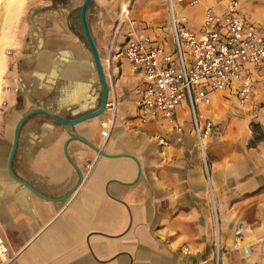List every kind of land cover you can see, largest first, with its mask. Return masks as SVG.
<instances>
[{
  "label": "crops",
  "instance_id": "obj_1",
  "mask_svg": "<svg viewBox=\"0 0 264 264\" xmlns=\"http://www.w3.org/2000/svg\"><path fill=\"white\" fill-rule=\"evenodd\" d=\"M83 1L68 0L57 9L72 12L81 27ZM227 1L184 0L173 11L178 20L184 12L196 19L181 22L199 33L204 9L222 11ZM123 4L128 17L120 29L121 50L131 30L173 49L168 0L91 1L89 30L109 84L107 98L116 104L112 126L103 136L108 110L70 126L40 111L29 115L10 166L30 187L8 172L13 137L0 138V232L13 257L9 264H216L217 248L218 264H264V136L256 139L264 135V83L256 82L243 110L236 106V81L209 91V106L198 104L213 127L204 142L206 174L191 120L184 117L186 101L174 111L183 128L180 142L170 122L139 121L143 74L132 69L119 45L117 55L108 48L113 28L117 32L122 23ZM239 11L264 30V0H239ZM73 36L70 59L44 40L34 65L28 56L15 91L30 97L39 91L40 103L31 109L40 106L70 119L98 107L101 84L91 52L85 38ZM52 62L64 68L50 81ZM59 79L67 83L58 87ZM53 89L55 106L44 98ZM158 136L168 137V146L159 145Z\"/></svg>",
  "mask_w": 264,
  "mask_h": 264
},
{
  "label": "built area",
  "instance_id": "obj_2",
  "mask_svg": "<svg viewBox=\"0 0 264 264\" xmlns=\"http://www.w3.org/2000/svg\"><path fill=\"white\" fill-rule=\"evenodd\" d=\"M168 0L173 49L166 50L151 36L131 30L121 53L132 69L143 74L144 84L139 90L136 109L141 123L160 118L171 123L176 132L173 139L182 141L183 128L175 122V109L186 101L191 112V123L196 144L207 174L208 160L205 139L211 134L212 122L203 116L198 104L210 103L209 91L224 90L236 81L240 104L252 96L257 81L264 83V30L239 11V0H228L222 11L206 7L199 33L186 28L173 11L176 3ZM198 0H189L195 5ZM121 22L127 15V6L121 5ZM115 101H107L105 110L111 117L103 124L101 133L107 136L112 126ZM166 136H158L157 143L168 146ZM241 228L236 229V234ZM235 247L238 242H235ZM247 251V249H245ZM0 232V264H9L12 256ZM218 253L215 256L218 264Z\"/></svg>",
  "mask_w": 264,
  "mask_h": 264
},
{
  "label": "rangeland",
  "instance_id": "obj_3",
  "mask_svg": "<svg viewBox=\"0 0 264 264\" xmlns=\"http://www.w3.org/2000/svg\"><path fill=\"white\" fill-rule=\"evenodd\" d=\"M55 1L56 2L52 3L50 0H21V5H18V9L15 12V19L10 29V35L14 43L12 42L10 46H6L3 50L4 70L0 77V138L13 137V128L19 116L29 111L31 109L30 107L34 104L40 103L38 99L36 100L39 96V91L32 94V97L29 95L27 96L23 89L15 91L16 82H22V69L26 68L25 65L28 56H34V61H31V65H34L36 53L44 49L42 45V41L44 40L50 43L48 46L54 48L56 55L60 54L63 59L68 55L67 59H70L71 51L69 48H74L73 46L75 45L73 35H77L82 39L84 38L78 17L73 15L72 12L57 9L59 5L66 7L70 2H68V0ZM176 13L178 14V6H176ZM184 13L185 14H178L180 21H182L183 18L188 24L197 21L196 19L190 20L186 14L187 12ZM122 24L123 22L120 24V28L117 32H115V27L112 30V36L108 44L111 55L116 54L114 51L118 45L119 50H121L120 46L123 37L121 36L119 38V36ZM167 28L168 26L166 24V31H168ZM166 34L169 33L167 32ZM24 58L26 61H22ZM69 63L70 62L67 60L65 64L68 65ZM59 66L64 68V66L60 64ZM59 66H56L54 62L51 63L49 71L50 81H53L54 77L60 74ZM39 74L38 72V75ZM43 75L44 74L41 76ZM65 83L67 82L59 79V81L56 82V86L60 87L65 85ZM44 95L45 102L55 106L57 91L53 89V91L46 92ZM100 96L101 93L99 91L97 95L98 106L101 102ZM251 99L252 96L243 104H240L237 100L236 106L240 108V110H243ZM209 105L210 103L208 106ZM203 116H206V114ZM184 117L191 120V113L187 112ZM207 117L210 119L209 116ZM187 119H185L186 122L188 121Z\"/></svg>",
  "mask_w": 264,
  "mask_h": 264
},
{
  "label": "water",
  "instance_id": "obj_4",
  "mask_svg": "<svg viewBox=\"0 0 264 264\" xmlns=\"http://www.w3.org/2000/svg\"><path fill=\"white\" fill-rule=\"evenodd\" d=\"M91 1L92 0H84L83 1V4L81 5L80 11H79V16H80L82 33L84 34V38H85V42L87 44V47L91 52L93 65L95 66V69H96L98 81H100V84H101V96H100L101 102H100V105L94 110L87 111L86 113L80 114L79 116L73 117L70 119L63 118L62 116L57 115L55 113L53 114L49 110H47L43 107H40V106H37V107L21 114L20 118L17 120V122L15 123V126L13 128V132H12L13 133V140H12V143L9 147V153H8V157H7V161H6V166H7L9 174L18 182L23 183L24 181H22L21 179H19L17 176L14 175L12 168L10 166V162H11V158L15 152V148H16V145L18 142V137L20 135L19 130H20L21 124L27 117H29V115H31L37 111H40V112L44 113L46 116H48L49 118H51L52 120H56V121L60 122L61 124L66 125V126H70V125H73L77 122L87 120V118L102 115L105 108H106L107 101H108L107 96H108L109 84H108V81L106 80V75L104 72V66L101 63L98 49L95 46L92 34L89 30L87 10H88V7H89ZM77 136H80V135H77ZM24 183L27 184V182H24ZM27 185L29 186V184H27Z\"/></svg>",
  "mask_w": 264,
  "mask_h": 264
},
{
  "label": "bare ground",
  "instance_id": "obj_5",
  "mask_svg": "<svg viewBox=\"0 0 264 264\" xmlns=\"http://www.w3.org/2000/svg\"><path fill=\"white\" fill-rule=\"evenodd\" d=\"M20 1L21 0H0V77L4 70L3 50L6 46H10L13 42L12 36L10 35V29L12 27V23L14 22L15 12L18 9V5L20 4Z\"/></svg>",
  "mask_w": 264,
  "mask_h": 264
},
{
  "label": "trees",
  "instance_id": "obj_6",
  "mask_svg": "<svg viewBox=\"0 0 264 264\" xmlns=\"http://www.w3.org/2000/svg\"><path fill=\"white\" fill-rule=\"evenodd\" d=\"M251 126H253V129H257L258 126H256L254 123H251ZM264 135L260 134L258 136H256V139H261Z\"/></svg>",
  "mask_w": 264,
  "mask_h": 264
}]
</instances>
